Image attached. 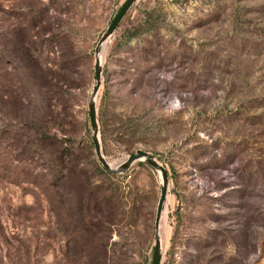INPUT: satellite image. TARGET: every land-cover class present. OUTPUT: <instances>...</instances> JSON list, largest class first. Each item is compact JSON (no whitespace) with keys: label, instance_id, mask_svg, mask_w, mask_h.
I'll return each mask as SVG.
<instances>
[{"label":"rangeland","instance_id":"obj_1","mask_svg":"<svg viewBox=\"0 0 264 264\" xmlns=\"http://www.w3.org/2000/svg\"><path fill=\"white\" fill-rule=\"evenodd\" d=\"M125 0H0V264H151L158 173L97 163L94 48ZM95 98L111 167L167 173L159 264H264V0H136Z\"/></svg>","mask_w":264,"mask_h":264},{"label":"water","instance_id":"obj_2","mask_svg":"<svg viewBox=\"0 0 264 264\" xmlns=\"http://www.w3.org/2000/svg\"><path fill=\"white\" fill-rule=\"evenodd\" d=\"M136 0H125L120 6L104 32L101 34L96 47L94 48V62H93V77L94 83L91 88V93L87 103V113L90 119L92 127V136L91 143L93 147V152L97 163L101 168L109 175H119L125 173L132 164L136 162H143L150 169L158 173L159 176V195L155 206L154 218H153V244H152V257L151 264H159L160 260V240L158 235V229L160 224V216L162 211V206L166 196L167 188V173L165 169L160 166L153 156L142 150H136L133 153H130L126 156L118 165L109 167L107 162L102 156L101 148L98 140V130H97V120H96V107H95V98L100 85V74H101V65L97 54L100 52L101 45H105L106 41L110 38L112 32L120 22V20L125 16L126 12L129 10L131 5Z\"/></svg>","mask_w":264,"mask_h":264},{"label":"bare ground","instance_id":"obj_3","mask_svg":"<svg viewBox=\"0 0 264 264\" xmlns=\"http://www.w3.org/2000/svg\"><path fill=\"white\" fill-rule=\"evenodd\" d=\"M106 43H107V41H106ZM106 43H105V45H101V48H100V52L97 54V58L99 59V63H100V65H101V63H102V59H103V57H104V49H105V47L104 46H106ZM104 48V49H103ZM107 162V161H106ZM107 164L109 165V167H111L110 166V164L107 162ZM158 235H159V240H161V236H160V224H159V229H158Z\"/></svg>","mask_w":264,"mask_h":264}]
</instances>
